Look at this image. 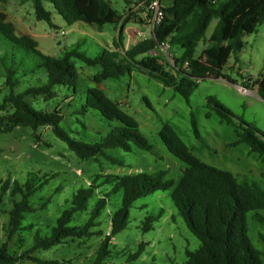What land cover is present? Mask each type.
Instances as JSON below:
<instances>
[{
	"label": "trees",
	"instance_id": "trees-1",
	"mask_svg": "<svg viewBox=\"0 0 264 264\" xmlns=\"http://www.w3.org/2000/svg\"><path fill=\"white\" fill-rule=\"evenodd\" d=\"M44 1L51 4L53 11L67 25L83 22L98 31L108 23L118 26L116 40L113 41V48L102 49L95 57H88L77 46L54 57L43 53L32 36L18 35L13 23L0 11V41L7 45V50L0 56V62L4 69V86L9 89L0 100V132L9 133L16 127H28L35 132L40 127H49L80 159L102 156L113 163L118 160L108 155L107 149L131 151L135 146L151 151L152 145L139 132L133 116L125 112L118 102L110 99L100 87L87 88L81 108L83 111L96 110L104 119L115 120L118 124L93 143L70 136L59 125L62 117L59 108L50 111L35 109L26 98H52L56 85H65L74 90L77 79L74 59H77L85 65L100 67V71L93 77L97 84L105 79H117L137 69L159 80L164 86L171 87L188 102L200 80L221 77L230 81L223 73V68L231 55H237L243 48V36L255 32L264 21V0H159L165 14L161 22L154 26L149 37L125 48L123 30L131 18H123L108 0H31L36 20L53 25V11L45 8ZM151 1L134 0L136 4L142 3L140 9H145L146 18L150 14L145 7ZM214 18L217 21L208 37V43L200 55L195 56L196 47ZM165 41L171 50L172 62L150 53ZM174 48L179 49L177 54L174 53ZM19 71L22 76L43 73L45 80L14 93L13 89L19 82V77L16 76ZM254 85L257 87V95L264 99V69ZM242 87L248 90L252 85L242 83ZM205 106L208 108L206 117L213 112L220 123L233 126L235 139L228 146L246 143L252 152H256L264 160V139L258 135V129L242 119L235 121L232 112L213 97L207 98ZM191 128L194 136L199 138L193 117ZM158 136L167 150L185 164L174 187L172 179L164 178L165 170L151 174H96L86 187H80L72 193L68 207L56 219L50 233L45 236L35 235L29 249L19 255L10 253L7 244L25 228L21 226L24 213L35 211L28 202L29 197L54 174L39 176L30 173L23 184L14 181L11 196L19 194L21 199L13 200L7 210L5 239L0 243V264H14L24 258L37 264H63L57 260L37 258L32 253L68 241L86 240L92 236L100 239L94 252L93 264H105L111 253V238L128 224L131 204L155 190L171 187L170 199L177 214L199 240L195 251H186V264H263L261 252L252 247L247 235L246 215L253 211L254 219L264 225V189L254 181L238 179L229 171L200 161L170 124L164 123ZM261 136L264 137L263 134ZM106 185L110 186L108 190L99 189ZM7 187V182L1 184L0 200ZM117 191L121 192L120 206L108 213L109 226L105 232L98 229L99 217L106 208L109 196ZM93 195L96 198L89 207L88 201ZM48 201L49 197L40 208ZM76 213H84L85 218L80 224L71 225ZM154 219L148 217L142 229H150ZM262 239L264 241V237ZM143 245L138 244L137 250L129 255V261L136 259L143 250Z\"/></svg>",
	"mask_w": 264,
	"mask_h": 264
},
{
	"label": "rangeland",
	"instance_id": "rangeland-1",
	"mask_svg": "<svg viewBox=\"0 0 264 264\" xmlns=\"http://www.w3.org/2000/svg\"><path fill=\"white\" fill-rule=\"evenodd\" d=\"M108 1L123 18H131L125 27L132 29L135 40L151 35L148 18L144 16L145 9H140L141 6L134 3V0ZM43 4L46 9L53 11L48 1ZM0 11L13 23L18 35L32 36L43 53L54 57L76 46L88 57H95L102 49H108L109 45L112 47L117 37L118 26L112 23L105 24L101 31L83 22L67 25L55 11L52 12L53 25L38 21L34 16L31 0H0ZM139 18L146 22L148 33L143 32L144 27L140 26L143 22ZM216 21L214 18L210 22L204 38L196 47L195 56L200 55L206 47ZM62 29L66 31L65 34H60ZM242 39L245 43L243 48L237 55H231L223 68V73L230 81L221 77L200 80L188 102L171 87L164 86L159 80L137 69L117 79H105L97 84L93 77L100 71V67L85 65L77 59H74L77 71L74 90L65 85H56L52 98L27 97L26 100L35 109L50 111L59 108L62 115L59 125L70 136L93 143L118 124L115 120L104 119L96 110L83 111L81 108L87 88L100 87L110 99L118 102L125 112L133 116L139 132L151 143L152 150L145 151L135 146L131 151L107 149L106 153L118 160L113 163L102 156L80 159L49 127H40L35 132L28 127H16L9 133L0 132V186L8 183L7 191L0 200V243L5 239L7 210L13 200L21 199L19 194L11 196L13 183L16 181L23 184L30 173L54 176L29 197L28 202L35 211L24 213L21 226L25 228L7 244L8 251L14 255L29 249L35 235H48L56 219L68 207L72 193L80 187H86L96 174H151L165 170L164 178L172 179L174 187L185 164L171 154L160 140L158 131L164 123L174 128L190 152L200 161L229 171L238 179L254 181L264 189V160L256 152H252L246 143L228 146L235 139L233 126L220 123L213 112L210 116H205L208 111L205 106L207 98L213 97L232 112L235 121L242 119L264 135V99L257 95V87L254 85L264 69V21L255 32L245 34ZM130 41L135 42L132 39ZM5 50L6 42L0 41V56ZM173 51L177 54L179 49L174 48ZM170 52L167 43L157 45L150 53L172 62ZM16 76L19 77V82L13 89L14 93L45 80L43 73L22 76L19 71ZM242 83L252 85L251 89L243 88ZM8 92L9 89L4 86V69L0 62V100ZM191 117L195 119L199 138L192 132ZM260 133L258 135L264 139ZM109 187L106 185L99 189L108 190ZM173 187L155 190L131 204L128 224L111 238V253L105 264H186V251H195L199 240L187 228L172 204L170 192ZM48 197V203L40 208ZM95 198L96 195H93L88 201L89 207ZM120 202V191L109 196L106 208L99 217L98 229L107 232L108 213L116 210ZM253 214L250 211L246 215L247 235L252 247L261 252L264 264V225L257 222ZM150 216L155 218L151 223L152 227L144 231L142 228ZM84 218V213H76L71 225L80 224ZM99 240L97 236H92L86 240L68 241L46 250H36L32 254L40 259L57 260L63 264H93ZM139 243L144 244L143 250L135 260L129 261V255L137 250ZM14 264L37 263L24 258Z\"/></svg>",
	"mask_w": 264,
	"mask_h": 264
},
{
	"label": "built area",
	"instance_id": "built-area-1",
	"mask_svg": "<svg viewBox=\"0 0 264 264\" xmlns=\"http://www.w3.org/2000/svg\"><path fill=\"white\" fill-rule=\"evenodd\" d=\"M138 6H141L142 3H138ZM146 11L149 12V17H148V21L150 24V29L151 31L153 30L154 26L157 25L158 23L161 22V20L164 17V11L162 10V8L159 5V0H152L151 2H149L146 5ZM145 17H146V13H145ZM65 30H60V34H65ZM138 35H141V33H138ZM147 37H143L142 39H146ZM167 44V42H162L161 45Z\"/></svg>",
	"mask_w": 264,
	"mask_h": 264
},
{
	"label": "crops",
	"instance_id": "crops-1",
	"mask_svg": "<svg viewBox=\"0 0 264 264\" xmlns=\"http://www.w3.org/2000/svg\"><path fill=\"white\" fill-rule=\"evenodd\" d=\"M145 16V15H144ZM139 20L140 21H142L143 22V25H140V26H143L144 28V30L145 31H143L144 33H146V31H147V33H148V31H149V28L147 27L146 28V22H144L143 20H142V18H139ZM140 21H138L137 20V22H140ZM76 23H74L73 25H75ZM129 26H126L125 27V29L123 30V37H124V39H123V44H124V47L125 48H127L128 46H130V45H132V44H134V43H136V42H138L139 41V39H137V40H135L133 37V35H132V29L131 28H128ZM130 27H133V26H130ZM131 32V33H130ZM134 40L135 42L134 43H131V41L130 40ZM127 42H128V44H127ZM111 48H113V46L112 47H110V45H109V48L108 49H111Z\"/></svg>",
	"mask_w": 264,
	"mask_h": 264
}]
</instances>
